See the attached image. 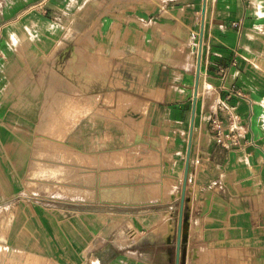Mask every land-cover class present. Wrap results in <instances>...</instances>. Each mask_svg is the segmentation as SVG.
Returning a JSON list of instances; mask_svg holds the SVG:
<instances>
[{
	"label": "crops",
	"instance_id": "0c3cea01",
	"mask_svg": "<svg viewBox=\"0 0 264 264\" xmlns=\"http://www.w3.org/2000/svg\"><path fill=\"white\" fill-rule=\"evenodd\" d=\"M80 56L91 61L86 69L81 61L77 71L85 78L133 73L151 87L167 135L149 137V153L158 147L165 162L158 175L181 171L184 181L189 155L181 263L264 264V0H0V264H176L172 205L165 215L172 235L165 236L167 219L154 228L150 213L143 237L121 245L114 238L118 217L26 181L34 174L39 111L56 108L58 92L88 102L86 92L66 86L47 94L55 65L62 70ZM61 73L68 81L67 71ZM237 88L243 96L233 94ZM75 95L85 100L73 101ZM222 102L238 116L241 145L214 137V115L228 130ZM143 105L147 114L138 119L149 121L150 105ZM170 187L161 197L170 198ZM151 199L129 203L147 206Z\"/></svg>",
	"mask_w": 264,
	"mask_h": 264
},
{
	"label": "rangeland",
	"instance_id": "374dc122",
	"mask_svg": "<svg viewBox=\"0 0 264 264\" xmlns=\"http://www.w3.org/2000/svg\"><path fill=\"white\" fill-rule=\"evenodd\" d=\"M81 61L84 62L82 67L84 69L91 65L89 57L81 56L72 57L62 70L55 65L47 94L56 92L57 86H66L72 90L86 92L88 102L86 104L72 102L68 93L58 92L55 101L57 107L50 109L51 112L39 111L38 119H41L36 126L39 130L35 132V143L31 149L34 155L31 157L29 170L34 174H27L26 181L31 187L54 191L58 199L74 201L80 207L88 206L90 210H101L115 217L114 219L118 217L121 225L116 230L114 238L119 244L130 243L136 239L139 241L143 237L141 231L146 221L145 216L150 213L153 215L154 228H159L166 218L168 211L166 207L172 205L176 209L173 217L178 222L183 186L182 173L180 171L175 176L158 175L161 172L157 169L162 170L165 163L164 158L158 160L157 155H161L158 147L152 148L151 154L154 155L151 158L149 150L151 151L154 144L149 141V137L156 136L162 140H166L167 137L164 136L166 132L162 126L161 113L158 106L152 102L156 97L152 94L151 87L145 84L143 76L122 73L107 81L106 76L101 79L102 76L97 77L90 73L85 78L84 74H77L81 69ZM61 71H67L68 81L62 82L64 75ZM36 90L40 93L38 89ZM108 92L114 95L107 94ZM80 100L83 101L85 98L73 96V101ZM144 103H148L151 108L149 121L145 117L138 119L141 115L147 114L148 106L145 109V106H142ZM119 104L123 111L121 109L116 111ZM136 107L140 108L127 112ZM64 119L70 120L71 123L64 127ZM139 126L143 127V140L146 141L148 148L141 142L142 128ZM10 128L18 131V127L13 124ZM71 132L73 142L70 144L66 140ZM151 141L155 145L160 144L155 137H151ZM160 147L163 152L166 151V144L163 142ZM152 159L158 161L153 162ZM146 166L152 170L145 169ZM137 174L139 175L135 176ZM47 175H53L49 176L52 178V184H44L45 180L49 179ZM72 178L80 182L81 189L71 183ZM165 186H173L169 188V197L176 199L172 203L167 202L171 200L167 196L161 197V194L167 195L166 191L162 192ZM148 190L155 195H151ZM152 196L153 199L147 202V206L129 203L131 200L144 202ZM150 208L152 211H146Z\"/></svg>",
	"mask_w": 264,
	"mask_h": 264
},
{
	"label": "built area",
	"instance_id": "2783aa9c",
	"mask_svg": "<svg viewBox=\"0 0 264 264\" xmlns=\"http://www.w3.org/2000/svg\"><path fill=\"white\" fill-rule=\"evenodd\" d=\"M233 94L243 96V92L238 88L233 90ZM221 106H224V110L227 114L228 130H225L221 117L216 114L212 117L210 122L214 137L223 145H241V136L243 132L240 130L238 116L233 112L231 106L226 105V103L222 102L220 107ZM196 163H200V160H196Z\"/></svg>",
	"mask_w": 264,
	"mask_h": 264
},
{
	"label": "water",
	"instance_id": "95a60500",
	"mask_svg": "<svg viewBox=\"0 0 264 264\" xmlns=\"http://www.w3.org/2000/svg\"><path fill=\"white\" fill-rule=\"evenodd\" d=\"M201 51L202 49L200 48V57H201ZM200 58H199V64H198V77L200 74ZM197 88L195 91V96H194V113H195V105H196V98H197ZM194 120V118H193ZM192 130H193V125H192ZM189 155L187 158V167H186V172H185V177L183 181V186H182V194H181V200H180V213H179V220H178V239H177V258H176V264H182L181 263V256H182V248L184 247L185 241V229H186V213H185V205H186V190H187V181H188V168H189Z\"/></svg>",
	"mask_w": 264,
	"mask_h": 264
},
{
	"label": "bare ground",
	"instance_id": "6f19581e",
	"mask_svg": "<svg viewBox=\"0 0 264 264\" xmlns=\"http://www.w3.org/2000/svg\"><path fill=\"white\" fill-rule=\"evenodd\" d=\"M48 176V175H47ZM49 176H53V175H49ZM48 176V177H49ZM51 177H49V179H47V181L45 180V182H44V184H52L53 182L51 181L52 180V178ZM71 183H73V184H75V186L78 188V189H81V187L82 186H80L79 184H80V182H77V180H75V179H71ZM56 184V183H55ZM172 192H173V190H171V195H172ZM173 198V197H172ZM164 219V218H163ZM167 219V218H166ZM170 222H169V219H167L166 220V222H165V226L163 225V229H164V227H165V236H168V235H172V232H173V229H174V225L171 223V224H169ZM165 238V237H164ZM167 238V237H166Z\"/></svg>",
	"mask_w": 264,
	"mask_h": 264
}]
</instances>
